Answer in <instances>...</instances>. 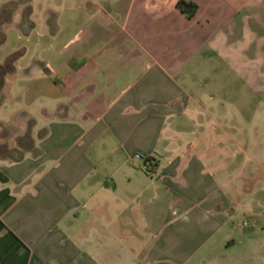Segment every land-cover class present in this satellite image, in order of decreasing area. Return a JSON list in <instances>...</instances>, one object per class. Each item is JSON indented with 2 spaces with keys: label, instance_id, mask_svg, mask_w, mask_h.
Masks as SVG:
<instances>
[{
  "label": "crops",
  "instance_id": "crops-1",
  "mask_svg": "<svg viewBox=\"0 0 264 264\" xmlns=\"http://www.w3.org/2000/svg\"><path fill=\"white\" fill-rule=\"evenodd\" d=\"M177 1L13 15L0 91L17 79L71 118L1 153L0 264H264V0H184L190 19Z\"/></svg>",
  "mask_w": 264,
  "mask_h": 264
},
{
  "label": "rangeland",
  "instance_id": "rangeland-1",
  "mask_svg": "<svg viewBox=\"0 0 264 264\" xmlns=\"http://www.w3.org/2000/svg\"><path fill=\"white\" fill-rule=\"evenodd\" d=\"M10 5L11 4L6 5L7 11L13 10V5ZM16 5L18 8L22 9L26 6V0L19 1L16 3ZM25 91L26 87H24L23 84H20V81H18L17 79H15L11 83H8L4 91H0V109L2 108L0 117L6 120L7 123H5V127H2V130H0V135L5 138V140H0V144L2 145V147H0V153L8 154L9 157L13 160L18 158L19 156V152L15 151L14 149L23 150L24 148L28 147V134L30 139H32V141L34 142L35 138L39 139L40 137L46 136L49 130L48 123L50 121H65L70 120L71 118L70 112L68 111L69 105L64 101V99L59 101L60 103L58 104H61V108L59 107L57 109L55 107V103L40 99H38L37 101L34 100L30 103L27 102L29 94H27V92ZM27 103H29V106H26ZM4 111L6 112V114L3 115ZM40 111H45V113L39 115ZM28 120H31V123H29ZM37 128L39 129L36 131L35 129ZM231 221L235 226H238V222L242 223L243 221H245V225L243 224L244 229H246L247 223L248 228L254 226L253 221L248 216L242 214H237L235 218H232ZM257 262H259L258 253L244 264H258ZM223 263V258L217 259L216 261L212 262L206 261V264Z\"/></svg>",
  "mask_w": 264,
  "mask_h": 264
},
{
  "label": "trees",
  "instance_id": "trees-1",
  "mask_svg": "<svg viewBox=\"0 0 264 264\" xmlns=\"http://www.w3.org/2000/svg\"><path fill=\"white\" fill-rule=\"evenodd\" d=\"M6 7L7 6H5L0 12V46L4 43V40H5V30H6L7 26L10 25L13 15L18 10L17 5H13V7L15 9L13 8V10H10V11H7ZM176 7L188 19L192 18L197 11V5L196 4H194L192 2L184 1V0H178L176 3ZM29 12H30V8H29L28 3H26V6L24 7V9L22 11V17L25 18L26 16H28ZM17 56H18L17 54H12L5 60L4 63L0 64V90L4 86V83H5L7 76L14 72L15 61H16ZM29 123H31V122H29ZM1 137H2V135H0V138ZM27 138L29 141L28 142L29 147H31L32 140L30 139L29 134H28ZM0 147H2L1 144H0ZM0 156L3 157L4 155H1V153H0ZM7 157L9 159H12L9 157V155ZM20 158H22V155H19L18 158H16L15 160H19Z\"/></svg>",
  "mask_w": 264,
  "mask_h": 264
},
{
  "label": "built area",
  "instance_id": "built-area-1",
  "mask_svg": "<svg viewBox=\"0 0 264 264\" xmlns=\"http://www.w3.org/2000/svg\"><path fill=\"white\" fill-rule=\"evenodd\" d=\"M135 158H138V155L135 156ZM245 225V223H243Z\"/></svg>",
  "mask_w": 264,
  "mask_h": 264
},
{
  "label": "clouds",
  "instance_id": "clouds-1",
  "mask_svg": "<svg viewBox=\"0 0 264 264\" xmlns=\"http://www.w3.org/2000/svg\"><path fill=\"white\" fill-rule=\"evenodd\" d=\"M13 19H14V20L16 19L15 16L13 17Z\"/></svg>",
  "mask_w": 264,
  "mask_h": 264
}]
</instances>
